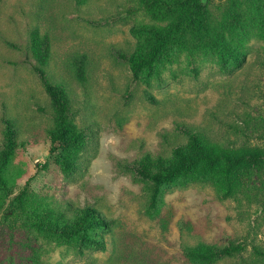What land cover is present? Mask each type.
<instances>
[{
	"label": "rangeland",
	"instance_id": "rangeland-1",
	"mask_svg": "<svg viewBox=\"0 0 264 264\" xmlns=\"http://www.w3.org/2000/svg\"><path fill=\"white\" fill-rule=\"evenodd\" d=\"M203 1L219 20L233 12L231 0ZM164 23L138 0H0V145L7 120L18 138L0 188V264H194L186 247L229 241L246 249L210 264H264L253 254L264 250V165L240 171L242 191L227 199L208 184L164 186L153 212L149 183L125 167L146 152L169 154L186 127L226 144H256L264 134L263 41L250 34L243 65L229 73L206 53L174 48L146 84L121 55L135 47L132 26ZM34 29L49 35V75L72 92L74 121L88 135L86 160L70 175L49 153L53 109L32 68ZM36 196L99 208L113 220L106 249L79 255L77 241L29 226L24 217Z\"/></svg>",
	"mask_w": 264,
	"mask_h": 264
},
{
	"label": "trees",
	"instance_id": "trees-1",
	"mask_svg": "<svg viewBox=\"0 0 264 264\" xmlns=\"http://www.w3.org/2000/svg\"><path fill=\"white\" fill-rule=\"evenodd\" d=\"M139 7L152 19L164 24L135 25L130 32L137 38L133 51L122 54L134 79L149 84V77L163 57L174 48L201 51L216 58L225 73L240 68L246 57L244 42L250 34L264 43V0H231L233 12L219 20L203 0H138ZM234 10L239 11L237 14ZM243 14L244 18L241 16ZM242 17L244 22L239 21ZM29 51L32 68L39 76L53 109V125L49 129V153L66 175L76 173L86 160L88 135L74 121L73 94L48 72L51 41L47 33L34 29L30 33ZM75 76L84 80L82 61L75 67ZM152 99V98H151ZM185 141L176 144L169 154L146 152L126 164L138 179L149 183L148 210L160 203L164 186L187 183L208 184L222 199L242 191L240 171L264 165V134H256V144H226L214 141L199 128L186 127ZM250 141L251 134H236ZM14 124L7 120L0 145V188L6 187L5 170L17 147ZM23 203L22 193L14 198ZM149 215H152L149 212ZM14 208L9 213H13ZM25 222L37 231L65 244L77 241L78 254L84 249L104 251L106 235L113 220L92 205L74 206L69 202L36 196L28 206ZM241 243L229 241L222 246L198 243L184 249V256L194 264H210L217 259L239 255L245 250ZM253 254L264 257V250L253 247Z\"/></svg>",
	"mask_w": 264,
	"mask_h": 264
}]
</instances>
